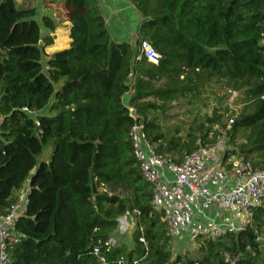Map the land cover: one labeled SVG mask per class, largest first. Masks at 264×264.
Here are the masks:
<instances>
[{"label":"trees","instance_id":"trees-1","mask_svg":"<svg viewBox=\"0 0 264 264\" xmlns=\"http://www.w3.org/2000/svg\"><path fill=\"white\" fill-rule=\"evenodd\" d=\"M53 1L70 25L69 45L47 56L53 38L42 29L53 33V20L39 23L34 6L0 0V216L28 188L10 264H101L94 247L104 264H258L264 204L239 233L201 241L194 258L173 256L129 133L141 123L156 152L176 159L199 137L213 141L214 125L226 122L220 102L185 134L164 129L158 112L214 82L241 93L229 140L244 131L235 150L264 170V0H128L140 17L135 45L112 39L99 0ZM141 41L160 55L157 66L138 60ZM130 213L132 247L106 251Z\"/></svg>","mask_w":264,"mask_h":264},{"label":"built area","instance_id":"built-area-1","mask_svg":"<svg viewBox=\"0 0 264 264\" xmlns=\"http://www.w3.org/2000/svg\"><path fill=\"white\" fill-rule=\"evenodd\" d=\"M140 59L157 66L160 55L148 42L141 41ZM235 96L231 93L232 98ZM24 112L33 114L27 109ZM129 113L136 117L133 110ZM236 115L226 116L224 127L214 125L217 136L213 141L203 142L199 137L197 148L183 153L180 159L158 154L147 141L141 123L131 128L129 140L139 174L151 188V206L160 213L165 235L171 241L184 235L194 241H215L235 235L253 224L255 210L263 206L264 170L255 167L252 158L242 157L239 151L234 149L233 153L229 148ZM27 195L28 188L23 187L16 203L0 216V264L11 263V250L24 238L17 230V221L25 212ZM127 217L128 214L117 220L116 232L120 235L129 228ZM114 245L110 237L105 243L106 251ZM92 255L99 263H105L99 247L92 249Z\"/></svg>","mask_w":264,"mask_h":264},{"label":"rangeland","instance_id":"rangeland-1","mask_svg":"<svg viewBox=\"0 0 264 264\" xmlns=\"http://www.w3.org/2000/svg\"><path fill=\"white\" fill-rule=\"evenodd\" d=\"M16 1L17 6H26V3L23 2L24 0ZM60 7L61 6L58 4L54 5L55 9H59ZM63 40H65V38L61 37L60 42H63ZM231 93L234 92L223 90L214 82L202 85L197 90L198 95L195 99H179L175 102L168 103L164 112H158L162 127L164 129L178 128L181 134H185L190 125L200 122L206 116L210 115L212 110L217 107L219 102L222 105V109L227 110L225 113L226 116H228L230 113L239 114L243 108L241 103V93H235L236 96L233 98L231 97ZM231 99L232 103H230ZM224 125L225 119L221 122V124H219V126L224 127ZM243 136L244 131H241L236 135L234 142H230L229 140V148L232 150L237 149L238 146L243 143ZM49 157L50 150L46 151L41 159L48 161ZM252 159L253 161H256L255 158ZM127 222L129 224L128 230L121 235L115 232L111 238L115 241V247H122L128 250L132 247V234L137 223L133 214H128ZM200 242V240L194 241L191 240L188 235H184L179 239L172 240L171 252L173 256L185 254L190 258H194L195 251L198 248ZM259 243L264 247V236H260ZM257 263L264 264V254H262L257 260Z\"/></svg>","mask_w":264,"mask_h":264},{"label":"crops","instance_id":"crops-1","mask_svg":"<svg viewBox=\"0 0 264 264\" xmlns=\"http://www.w3.org/2000/svg\"><path fill=\"white\" fill-rule=\"evenodd\" d=\"M23 2L35 7L37 22L40 23L42 17L46 16L50 17L56 25V30L53 33L42 29L43 35L49 34L53 38V45L45 48L44 53L50 56L66 49L69 45L70 25L65 22L63 17L64 9L62 7L55 9L54 5L57 3L53 0H24ZM99 6L112 39L115 42H127L135 45L137 41L136 27L140 17L128 0H99ZM61 37L65 38L63 42H60ZM128 100L129 96H125V105L128 104ZM25 187L27 188V185Z\"/></svg>","mask_w":264,"mask_h":264}]
</instances>
